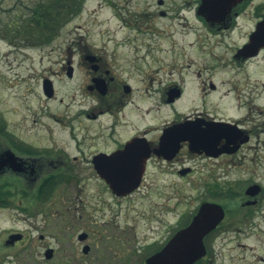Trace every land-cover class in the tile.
Returning a JSON list of instances; mask_svg holds the SVG:
<instances>
[{
	"label": "flooded vegetation",
	"instance_id": "1",
	"mask_svg": "<svg viewBox=\"0 0 264 264\" xmlns=\"http://www.w3.org/2000/svg\"><path fill=\"white\" fill-rule=\"evenodd\" d=\"M47 4L49 25L58 30L50 44H64L66 30L72 36L67 53L57 55V71L42 78V94L56 101L58 81L75 86L71 102L50 114L63 135L33 139L0 129V210L17 207L18 214L25 213L66 185L60 203L75 220L76 214L96 213L87 204L96 196L101 203L107 192L120 203L142 189L189 188L195 194L185 200L194 207L173 233L187 227L201 206L221 213L194 264H264V39L258 48L251 46L264 29V0H31L24 15ZM95 28L100 38L92 37ZM192 54H204L214 65L186 73L175 62L185 57L181 61L187 58L191 66ZM222 54L231 66L225 73L219 69ZM163 72L164 82L154 87ZM185 102L188 108L181 110ZM156 114L165 117L156 121ZM235 173L245 178L233 179ZM88 181L102 195L86 204ZM67 233V247L42 244L44 259L76 264L78 244L86 264H121L113 248L140 242L128 233L87 230L76 241ZM30 239L25 231L2 233L0 264H23L18 255L36 247L27 246ZM96 248L102 252L91 257Z\"/></svg>",
	"mask_w": 264,
	"mask_h": 264
},
{
	"label": "rangeland",
	"instance_id": "2",
	"mask_svg": "<svg viewBox=\"0 0 264 264\" xmlns=\"http://www.w3.org/2000/svg\"><path fill=\"white\" fill-rule=\"evenodd\" d=\"M30 2L31 0H0V129L6 127L11 132L33 135V139L42 138V135L46 133H51L56 137L64 133L60 131V125L52 120L50 114L56 111L60 113V110L71 102L75 84L58 81L55 84L57 100L52 101L47 100L42 94L41 81L42 78L50 77L52 72L57 71V55L67 53L69 46L66 45V42L72 36V30L64 31L62 36L64 44L53 42L41 47L23 48L21 46L19 48L10 42L7 32L21 20L25 13V7ZM99 30L97 28L90 30L93 38L101 37ZM192 55L196 60L191 66L187 58L185 61H181L185 57H182L179 63L175 62L178 65L181 64V69L186 73L214 65V61L204 54ZM163 56L164 54H162ZM222 58L223 62H219L222 67L219 69L225 73L231 69V66L227 64L229 56L222 54ZM165 63H171V61L167 60ZM164 78V72L156 76L154 87H160L161 84H158L157 81L164 82ZM187 80L188 94L193 95L192 78L188 77ZM60 98L63 100L61 106L58 105ZM187 108L186 102L180 107L181 110ZM164 117L155 115L156 121ZM232 177L233 179L245 178V175L235 173ZM65 189L66 185L59 187L49 200L42 201L41 204L38 203V206H27L26 212L22 214H18L17 207L0 210V235L11 231H25L27 237L29 234L33 236V240L30 239L27 246L34 242L36 247L29 248L18 255L22 260H25L23 264H56L54 261L48 262L49 259H44L42 244L55 247L62 243L63 247H67V236L69 235L67 232L74 233L76 241V234L87 230L91 233H106L108 235L116 233V236L119 233H128L132 241L134 235L135 239L140 242L130 247L117 245L113 250L123 258H121V264H140L141 259L150 255L152 250L173 234V230L182 221L183 215L189 214L194 207L191 200H185L195 194V191L189 188L182 191L161 187L142 189L133 196V199L119 203L113 201L108 192L102 195L99 192V185L88 181L83 192L85 203L87 204V199L97 193L102 195L103 203L100 201L101 203L98 204L96 196L87 206L91 211L94 208L97 212L88 215V218L81 213L76 214L75 220H73L65 213L63 207L65 204L60 203L61 197L65 195ZM20 210H24V207H21ZM260 226L264 231V221ZM39 235L45 237L43 241L38 240ZM77 245L75 249L76 264H86L81 253V246ZM148 246H153V248L148 249ZM98 248H96L97 253L95 251L90 253L91 257L102 252V249ZM11 261L13 262V260Z\"/></svg>",
	"mask_w": 264,
	"mask_h": 264
},
{
	"label": "water",
	"instance_id": "3",
	"mask_svg": "<svg viewBox=\"0 0 264 264\" xmlns=\"http://www.w3.org/2000/svg\"><path fill=\"white\" fill-rule=\"evenodd\" d=\"M263 32L264 29H261L255 33L251 46L258 48L261 45L264 39V35L261 34ZM44 93L52 96L50 84H44ZM220 219L221 213L216 208L201 206L190 224L178 230L158 253L146 260V264H194L204 254L203 238ZM83 238L84 236H79V239ZM83 252L87 253L88 247H84ZM50 253L51 250H48L46 255L49 256Z\"/></svg>",
	"mask_w": 264,
	"mask_h": 264
},
{
	"label": "trees",
	"instance_id": "4",
	"mask_svg": "<svg viewBox=\"0 0 264 264\" xmlns=\"http://www.w3.org/2000/svg\"><path fill=\"white\" fill-rule=\"evenodd\" d=\"M35 7L33 12L27 14V17L23 14L21 20L7 32L10 42L19 48L21 46L27 48L49 45L52 35L58 32L49 25L52 21L49 4L44 5L42 10H37Z\"/></svg>",
	"mask_w": 264,
	"mask_h": 264
}]
</instances>
